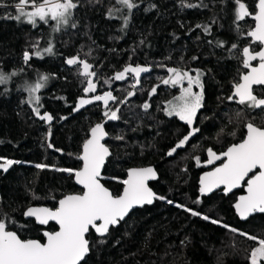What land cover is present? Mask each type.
Segmentation results:
<instances>
[{"label":"trees","instance_id":"1","mask_svg":"<svg viewBox=\"0 0 264 264\" xmlns=\"http://www.w3.org/2000/svg\"><path fill=\"white\" fill-rule=\"evenodd\" d=\"M2 2L0 71L13 70L19 76L37 79L48 75L46 86L38 93L40 112L53 116L52 121L37 117L27 103L25 87L16 79L0 84V157L21 162L7 172L0 170V218L15 221L8 229L21 239L40 241L44 230L55 229L51 223L40 226L23 218L22 212L36 204L54 208L61 196L80 192L72 175L55 169H78L80 146L88 129L103 123L111 155L101 170L102 184L116 195L127 168L150 164L157 178L149 186L166 199H154L150 205L131 210L124 221L110 226L105 237L90 230L86 239L91 249L82 264H250V252L257 241L240 233L264 238V214L238 220L232 202L241 189L200 196L197 177L208 148L220 152L241 139L247 121L264 126V110L227 99L245 69L242 49L258 47L246 35L253 25L251 17L237 22L234 0H133L137 7L130 14L126 11L125 26L120 14L126 8L118 0H78L69 25L48 35L49 24L38 22L33 27L7 18L17 14L14 5L18 0ZM242 2L254 12L256 0ZM205 27L210 30L205 32ZM48 42L52 53H43L42 58L32 55L37 50L33 45L40 49ZM232 44L237 48L232 49ZM25 51L31 55L27 63ZM77 54L97 73L93 77L96 93L112 91L119 99L133 90V80L116 81L112 79L115 73L129 64L152 66L149 73L142 74L136 94L119 105V119L108 120L99 101L73 110L85 97L84 78L77 66L66 63ZM159 64L204 73V100L192 125L200 131L172 156L168 151L187 134L188 126L163 111L175 90L160 84L149 96L152 86L168 75ZM107 80L111 82L105 83ZM253 89L261 96V88ZM145 102L150 104L147 110L142 107ZM109 106L115 110L117 104L110 101ZM120 136L122 140L116 139ZM195 157L200 158L199 165ZM37 164L49 167L40 169ZM197 200L200 203H195ZM177 204L201 215L193 216ZM205 215L208 220L203 219ZM101 239L105 242L100 243Z\"/></svg>","mask_w":264,"mask_h":264},{"label":"snow or ice","instance_id":"2","mask_svg":"<svg viewBox=\"0 0 264 264\" xmlns=\"http://www.w3.org/2000/svg\"><path fill=\"white\" fill-rule=\"evenodd\" d=\"M118 2L129 11V14L133 8L137 7L133 0H118ZM234 3L237 5L236 21H242L246 17L254 19L255 26L246 35L251 38L253 43L259 42L264 45V0H257L255 13L250 12L242 0H234ZM0 6H4L2 0H0ZM77 7L78 0H18L14 5L17 14L9 15L7 18L18 22H27L33 27L37 25L38 21L44 24L52 21L54 22L53 31L58 32L61 26L69 25ZM187 7H196V5L188 4ZM108 14L109 17L112 16L111 9ZM127 23L128 18L125 17V26ZM71 27L75 28L76 24L72 23ZM197 27L200 26L197 25ZM209 30V27L204 28L205 32ZM237 31H241L239 27H237ZM33 47L37 50L32 55L39 58H42L43 53L53 52L51 43L42 50L38 48V45H33ZM231 48L236 49L237 45L232 44ZM23 59L25 63L31 59L28 51L24 52ZM193 59L196 58L193 57ZM242 59L243 66L248 71L240 76L239 82L234 83L233 94L227 99L229 101L237 100L239 104L253 110H264V97L255 95L253 89L254 85L264 86V47L255 51L250 46H245L242 49ZM257 60L258 64L253 66L252 62ZM66 63L70 66H77L79 75L84 78L83 83H86V86L83 87V93L85 97L90 93H96L97 83L93 81V77H97V73L92 70L93 65L86 59H81L79 54L68 58ZM157 67L165 68L168 75L166 78H160L159 84L152 86L149 96L157 92L160 84L179 86L180 94L168 100L163 111L168 116L179 117L181 121L190 126L188 134L168 151L167 155L172 156L200 131L199 128L191 126L204 100L202 81L204 73L198 69L184 70L167 67L164 64H159ZM151 70L152 66H133L131 64L125 66L122 71L116 72L112 77L116 81H123L129 77L133 80L131 84L133 90L128 91L123 99L114 96L112 91H105L102 95L96 94L90 98L81 97L73 110L78 111L86 105L102 101L106 109L104 116L108 120L119 119V105L127 103L128 98L136 94L135 90L141 84L142 74L149 73ZM193 72H195L194 75ZM16 75V72L5 74L0 71V84L7 83L11 77ZM48 80V75H41L34 84L26 85L25 90L29 94L27 102L34 105L33 111L36 116L41 120L52 121L51 114L45 112L41 115V96L37 95L46 86ZM185 81L187 82L186 87L184 86ZM110 82V80L105 81V83ZM194 87L199 91H194ZM110 101L117 104L115 110L109 106ZM142 107L147 110L150 104L145 102ZM245 128L247 134L244 139L239 143L232 144L226 151L218 154L212 148L207 149V164L221 160L222 163L212 171L205 172L200 178V193L203 195L211 193L213 189L220 188L222 185L225 193L231 192L232 189L240 187L248 177L246 195H241L234 205L242 219L255 213L264 214V126L249 121L245 124ZM107 135L103 123H96L90 128V134L83 142L82 153L78 157L82 161V167L79 169H55L74 175L76 182L83 186L82 194L65 195L58 201V207L55 209L41 206L28 207L25 211L26 217H35L40 225H47L49 221H55L59 225L58 231L44 232L45 243L34 239H21L16 231L8 230L9 223H15V221L10 218H0V264H82L91 249L90 242L86 239V234L90 229H94L100 237H105L110 232V226H117L121 221H124L136 206L150 205L154 199H166L163 196H157L148 186V181L157 176L156 170L151 166L128 169L127 178L120 181L124 187L123 192L119 195H114L100 182L101 169L111 155L109 148L105 143H102ZM116 139L122 140L123 137H116ZM48 147L53 146L49 144ZM57 151L60 150L57 149ZM195 160L199 165L200 158L195 157ZM19 163L21 162L17 160L0 157V170L7 172L12 165ZM35 166L40 169L49 167L46 164ZM256 169L258 171L249 177V174ZM167 203L172 204L173 201L168 200ZM195 203H200V201L197 200ZM176 207L184 209L193 216L201 215L184 205L177 204ZM203 219L208 220L209 217L205 215ZM212 222L218 223L216 220ZM240 234L250 240L257 241L258 246L253 248L250 253V264H264V238L250 236L243 232ZM104 242L103 239L100 240V243Z\"/></svg>","mask_w":264,"mask_h":264},{"label":"water","instance_id":"3","mask_svg":"<svg viewBox=\"0 0 264 264\" xmlns=\"http://www.w3.org/2000/svg\"><path fill=\"white\" fill-rule=\"evenodd\" d=\"M256 3H257V0H256V2H255V4H254V12H253V13H255V11L257 10L256 7H255ZM251 20H252V23H253L252 28H254V26H255V21H254V19H252V18H251ZM252 28H251V29H252ZM251 29H250V30H251ZM249 38H250V37H249ZM250 39H251V38H250ZM258 43H259V42H258ZM261 47H264V45H261V44H260V47H259V49H258L257 51H259ZM258 62H259V61L257 60V63H256L255 65H253V66H256V65L258 64ZM247 71H248V69H246V71H245L244 73H246ZM244 73H243V74H244ZM241 75H242V74H241ZM241 75H240V76H241ZM240 76H239V80H240ZM239 80H238V82H239ZM85 86H86V83H85ZM254 86H255V85H254ZM263 87H264V86H263ZM232 94H233V88H232V91H231V95H232ZM263 95H264V94H263ZM94 125H95V124H93L92 126H94ZM92 126H91V127H92ZM91 127H90V128H91ZM90 128L88 129V131H87V136H86V138L83 140V142L88 138V136H89V134H90ZM246 134H247V130H246L245 125H244V135H243L242 139H240V140L237 141L236 143L241 142V141L244 139V137L246 136ZM107 137H108V136H106V137L104 138V140L102 141V143H105ZM83 142H82V144H81V146H80V152H79V155L82 153V145H83ZM233 144H234V143H233ZM231 145H232V144L228 145V146H227L223 151H221V152L226 151L227 148H228L229 146H231ZM106 146H107V145H106ZM107 147H108V146H107ZM221 152H220V153H221ZM218 154H219V153H218ZM79 155H78V157H79ZM207 159H208V154L206 153V159L204 160V162H202V166H203L204 168H207V167H209V168L202 170V171L199 173L198 177H197V191H198V194H199L200 196H207V195L210 194V193H207V194H203V195H202V194L200 193V178L202 177V175H203L205 172L212 171L215 167L219 166V165L222 163V160H221V161H215L213 164H207V163H206ZM149 166L153 167L152 165L148 164V165H144V166H136V167H129V168H127L126 171H125L124 179L127 178V170H128V169H130V168H143V167H149ZM210 166H211V167H210ZM81 167H82V161L80 160V167H79V168H81ZM79 168H78V169H79ZM153 168H154V167H153ZM101 170H102V169H101ZM256 171H258V169L254 170L253 173H250V174H249V177H250L251 175H253ZM156 173H157V172H156ZM156 178H157V176H156ZM156 178H155V179H156ZM72 179H73V182H74L75 186L80 190V192L68 193V194H65V195H69V194H82V192H83V190H84V189H83V186L80 185V184H78V183L76 182L74 175H72ZM124 179H123V180H124ZM155 179L149 180V181H148V186H149V183L152 182V181H154ZM247 179H248V177L245 178V182H242V184H241L240 187L231 190V192H233V191H235V190L241 189V192L238 193V194L235 196V199H234V201L232 202L233 213L235 214V216L237 217V219L240 220V221H244V220H246L247 218H246V219H242V218L239 216V214L237 213V211H236L234 205L236 204V202L238 201V198H239L241 195H246V188H247L246 181H247ZM100 182H101V181H100ZM101 183H102V182H101ZM105 187H106V186H105ZM123 187H124V186H123V184H122L119 193L116 194V195H119V194H121V193L123 192ZM149 187H150V186H149ZM150 188H151V187H150ZM223 188H224V186L222 185V186H220V188L213 189L212 192H215V191H217V190H220L221 193H223V194H229V193H231V192L225 193L224 190H223ZM151 189H152V188H151ZM152 191H153V190H152ZM153 192H154V191H153ZM212 192H211V193H212ZM65 195H63V196H61L60 198L57 199V201H56V206H55L53 209H55L56 207H58V201H59L60 199H62ZM145 205H148V204H145ZM41 206L46 207L45 205H41V204H36V205H29V206H27V207L23 210V212H22V216H23V218H25V219H32L33 222H34L35 224L40 225V224L36 221L35 217H26V216L24 215V213H25V211L27 210L28 207H41ZM143 206H144V205H143ZM140 207H142V206H136L135 208H140ZM135 208H134V209H135ZM255 214H261V213H255ZM252 215H254V214H252ZM252 215H250V216H252ZM250 216H249V217H250ZM49 223L53 224V225L55 226V229H54L53 231L44 230V231L42 232V241H41V243H45V242H46V237L44 236V232H46V231H47V232H54V231H58V230H59V225H58L55 221H49ZM40 226H44V225H40ZM8 230H9V229H8ZM90 230H92L95 234H97V233L95 232L94 229H90ZM11 231H12V230H11ZM28 239H31V238H28ZM34 240H37V239H34ZM39 241H40V240H39Z\"/></svg>","mask_w":264,"mask_h":264},{"label":"rangeland","instance_id":"4","mask_svg":"<svg viewBox=\"0 0 264 264\" xmlns=\"http://www.w3.org/2000/svg\"><path fill=\"white\" fill-rule=\"evenodd\" d=\"M120 10H124V7L123 6H121L120 7ZM126 11H128L127 9H125L124 11H122L121 12V14H120V18H121V23H124V18L125 17H127V14H126ZM24 22V21H23ZM39 22V21H38ZM49 25H48V35H50L52 32H54L53 31V27H54V22H52V21H49V23H48ZM61 27H64V26H61ZM49 45V42L48 43H45V45L43 46V47H41L40 48V50H42V49H44V48H46L47 46ZM5 74H11L12 72H15V71H13V70H8V71H3ZM195 74V72H193V75ZM35 76H33V77H24V76H19L18 74L16 75V76H13V77H11V79L10 80H8V82H10V81H12L13 79H16L17 80V82H18V84L19 85H23L24 87H26V85H28V84H34L38 79L37 78H34ZM7 82V83H8ZM4 84H6V83H4ZM184 86L186 87L187 86V82L185 81V83H184ZM172 86H168V87H166V89H172L171 88ZM175 91H174V95L170 98V99H168V100H171L174 96H177V95H179L180 94V89H179V86H176L175 87V89H174ZM194 91H199V89L198 88H195L194 87V89H193ZM104 92H101V93H93L92 95H96V94H103ZM37 95H38V93H37ZM92 95H90V96H88V97H84V98H90ZM27 101H28V98H29V94H28V92H27ZM167 100V101H168ZM79 101V100H78ZM166 101V102H167ZM166 102L164 103V107H165V105H166ZM28 103V102H27ZM99 103L102 105V106H104V104H103V102L102 101H99ZM29 104V103H28ZM29 106H31L32 107V110H33V107H34V105L33 104H29ZM166 114V113H165ZM176 117V116H175ZM178 119H179V117H177ZM180 120V119H179ZM182 122H184V121H182ZM185 123V122H184ZM188 126V125H187ZM192 127V126H191ZM190 131V126H188V132ZM188 132H187V134H188ZM186 134V135H187ZM258 246V244L256 245V247ZM251 253V252H250ZM249 263H250V257H249Z\"/></svg>","mask_w":264,"mask_h":264},{"label":"flooded vegetation","instance_id":"5","mask_svg":"<svg viewBox=\"0 0 264 264\" xmlns=\"http://www.w3.org/2000/svg\"><path fill=\"white\" fill-rule=\"evenodd\" d=\"M250 40H251V39H250ZM251 41H252V40H251ZM256 43H258V42H256ZM259 47H260V44L258 43V47H257V49H256L255 51H257V50L259 49ZM256 63H257V61H253V62H252L253 65H255ZM245 71H246V69H244V71H243L241 74H243ZM241 74H240V75H241ZM240 75H239V76H240ZM238 80H239V77H238ZM238 80H237V82H238ZM237 82H236V83H237ZM255 87H259V88L262 89L261 96H258V97H264V95H263V94H264V87H263V86H253V88H255ZM171 88H172L173 90L175 89V87H171ZM232 88H233V87H232ZM231 91H232V89H231ZM173 94H174V93H173ZM230 96H231V92H230ZM235 101L237 102V100H235ZM247 122H249V121H247ZM247 122H245V123L243 124V135H244V125H245ZM242 137H243V136H242ZM241 139H242V138H241ZM239 140H240V139H239ZM239 140H237V141H239ZM237 141H235L234 143H236ZM231 144H233V143H231ZM229 145H230V144H229ZM226 147H227V146H226ZM226 147H225V148H226ZM225 148H224V149H225ZM224 149H223V150H224ZM223 150H222V151H223ZM220 152H221V151H220ZM220 152H217V153H220ZM205 159H206V156H205ZM203 162H204V161H203ZM201 166H202V165H201ZM210 167H211V166H210ZM207 168H209V167H207ZM207 168H204V167L202 166V170L207 169Z\"/></svg>","mask_w":264,"mask_h":264}]
</instances>
